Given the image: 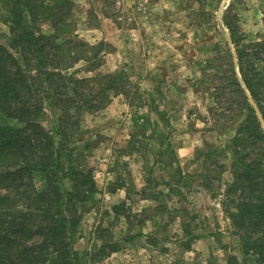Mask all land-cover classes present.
Masks as SVG:
<instances>
[{
	"label": "rangeland",
	"instance_id": "1",
	"mask_svg": "<svg viewBox=\"0 0 264 264\" xmlns=\"http://www.w3.org/2000/svg\"><path fill=\"white\" fill-rule=\"evenodd\" d=\"M72 10L62 37L76 35L104 48L97 70L79 75L113 73L134 85L130 97L112 91L105 108L85 112L69 128L66 144L93 168L98 185L81 204L75 247L83 252L108 239L122 244L96 264H230L232 256L243 261L241 239L222 201L233 178L231 143L245 115L224 121L227 99L215 86L233 63L264 121L239 64V50L264 43V0H74ZM7 16L0 7L4 45L11 32ZM35 28L54 32L44 20ZM84 66L81 61L73 70ZM46 113L43 123L59 139L62 112L47 106ZM124 198L137 214L131 227L127 212L114 209ZM128 233L135 234L134 242L126 240ZM201 234L212 235L213 243L202 242L199 253L191 249Z\"/></svg>",
	"mask_w": 264,
	"mask_h": 264
},
{
	"label": "trees",
	"instance_id": "2",
	"mask_svg": "<svg viewBox=\"0 0 264 264\" xmlns=\"http://www.w3.org/2000/svg\"><path fill=\"white\" fill-rule=\"evenodd\" d=\"M0 7L11 28L8 44L0 41V264H96L122 244L108 239L83 252L75 247L81 204L98 185L66 138L85 112L105 108L112 91L130 97L134 85L113 73L79 75L97 70L104 48L76 35L62 37L74 0H0ZM43 20L53 25L52 34L35 28ZM247 49L239 50L240 70L264 115V43ZM81 61L86 66L73 70ZM229 71L220 70L225 80L215 86L228 103L220 117L232 122L245 115L231 143L233 178L222 201L245 254L243 261L232 256L230 264H264V127L233 63ZM47 106L62 112L59 139L43 123ZM124 204L114 209L127 212L131 227L137 214Z\"/></svg>",
	"mask_w": 264,
	"mask_h": 264
},
{
	"label": "crops",
	"instance_id": "3",
	"mask_svg": "<svg viewBox=\"0 0 264 264\" xmlns=\"http://www.w3.org/2000/svg\"><path fill=\"white\" fill-rule=\"evenodd\" d=\"M119 189H122V188H119ZM123 197H124V196H123ZM145 198H146V197H145ZM122 200H123V199H122ZM125 201H127L126 198H124V200H123L122 202H125ZM122 202H121V203H122ZM202 232L205 233L206 231L202 230ZM204 236H206V234H201V235L197 236L198 245L193 246L194 249L192 248L191 250H197V249H198V252L201 253L200 250H201V247H202V242H205V240H207L209 246L213 243V241H212V239H211L212 235L209 234V235L206 236V237H204ZM198 238H199V239H198ZM131 242H134V241H131ZM131 246H134V247H133L134 250H136L137 247H138V246L135 245V244H131ZM139 247H141V246H139ZM144 249H147V248L144 246Z\"/></svg>",
	"mask_w": 264,
	"mask_h": 264
},
{
	"label": "water",
	"instance_id": "4",
	"mask_svg": "<svg viewBox=\"0 0 264 264\" xmlns=\"http://www.w3.org/2000/svg\"><path fill=\"white\" fill-rule=\"evenodd\" d=\"M262 122H264L263 120H261Z\"/></svg>",
	"mask_w": 264,
	"mask_h": 264
}]
</instances>
